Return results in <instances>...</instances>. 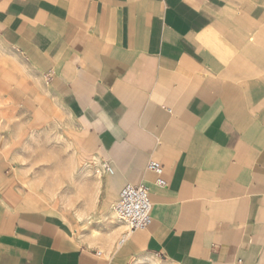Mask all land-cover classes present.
I'll return each instance as SVG.
<instances>
[{"label": "crops", "instance_id": "0c3cea01", "mask_svg": "<svg viewBox=\"0 0 264 264\" xmlns=\"http://www.w3.org/2000/svg\"><path fill=\"white\" fill-rule=\"evenodd\" d=\"M38 98L111 173L75 168L80 218L28 197L9 151L0 264H264V0H0V110ZM126 184L152 222L118 245Z\"/></svg>", "mask_w": 264, "mask_h": 264}, {"label": "rangeland", "instance_id": "374dc122", "mask_svg": "<svg viewBox=\"0 0 264 264\" xmlns=\"http://www.w3.org/2000/svg\"><path fill=\"white\" fill-rule=\"evenodd\" d=\"M30 95L47 97L45 86L36 82ZM21 103L12 102L5 110H0V165L7 164V154L11 151L8 158L28 197L44 210L50 207L72 212L81 218V209L90 207L92 190L75 168L89 169L88 177L96 179L95 186L99 185L102 169L94 159L76 160V147L79 148L81 142L72 134L75 125L65 112L58 107L55 109L47 98L35 99L28 108L24 107L26 111L14 112L23 106ZM3 113H7V117L1 115ZM13 168H8L9 175L13 174ZM68 185L74 186L75 190L71 191L79 194L66 196ZM82 185L85 190L80 195L77 188ZM91 233L95 235V232Z\"/></svg>", "mask_w": 264, "mask_h": 264}, {"label": "built area", "instance_id": "2783aa9c", "mask_svg": "<svg viewBox=\"0 0 264 264\" xmlns=\"http://www.w3.org/2000/svg\"><path fill=\"white\" fill-rule=\"evenodd\" d=\"M103 172H109L110 166L106 163L102 165ZM147 170L156 175L155 184L165 187L166 183L162 179V167L158 162L150 161ZM151 209L149 188L145 184L124 185L118 195L117 201L112 206V211L116 219L125 225L126 231L119 240L118 245L124 243L125 239L132 233L146 230L151 222Z\"/></svg>", "mask_w": 264, "mask_h": 264}, {"label": "bare ground", "instance_id": "6f19581e", "mask_svg": "<svg viewBox=\"0 0 264 264\" xmlns=\"http://www.w3.org/2000/svg\"><path fill=\"white\" fill-rule=\"evenodd\" d=\"M13 81H15L14 83L17 85L18 88L22 87V85L18 84L15 79ZM78 144L80 145V147L79 148L76 147V155H75V157H76V160L78 162H82V161H84L87 158L88 151L87 150H82L81 149V143H78ZM106 173L107 174H110L111 173V168H110V171L109 172H106ZM77 189L81 193V190L79 188H77ZM71 190H73V191L75 190L74 186H72V185H71Z\"/></svg>", "mask_w": 264, "mask_h": 264}]
</instances>
